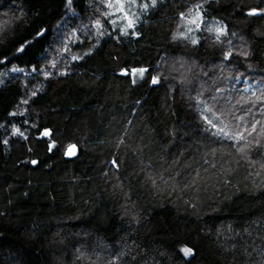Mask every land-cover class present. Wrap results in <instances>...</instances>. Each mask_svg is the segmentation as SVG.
<instances>
[{
  "label": "trees",
  "instance_id": "obj_1",
  "mask_svg": "<svg viewBox=\"0 0 264 264\" xmlns=\"http://www.w3.org/2000/svg\"><path fill=\"white\" fill-rule=\"evenodd\" d=\"M198 3L225 26L220 43L207 31L195 46L172 39L179 13ZM256 6L264 0H163L138 37L104 22L84 56L99 0H73L71 12L65 0H0V264H264V137L242 158L201 119L208 103L242 126L264 121V104L241 99L245 78L264 81V18L246 15ZM72 29L82 43L64 53ZM134 67L149 69L135 84Z\"/></svg>",
  "mask_w": 264,
  "mask_h": 264
},
{
  "label": "snow or ice",
  "instance_id": "obj_2",
  "mask_svg": "<svg viewBox=\"0 0 264 264\" xmlns=\"http://www.w3.org/2000/svg\"><path fill=\"white\" fill-rule=\"evenodd\" d=\"M67 11L71 12V5L73 4V0H65ZM99 3L102 4L101 7H97L96 11L99 12V16L92 22V27L96 29L95 36L97 37L95 43L85 52L83 55L88 56L92 54V49L96 48L100 44V39L104 37L105 31L103 30V23L107 22L112 26L113 32H118L119 35L138 37L139 33L135 30L136 25L140 22L141 17L147 15L150 10L156 9L160 4L163 3V0H99ZM246 15L249 17L259 16L264 18V7H252L249 8L246 12ZM181 23L177 25L178 29H183L182 31L174 32L172 35V39L175 41L177 39H182L189 41L193 46L199 44V39L195 36L196 32L199 31H207L210 36L213 37L212 42L214 44L221 42V37L227 35L225 26L220 21H214L212 24L207 25L205 27L206 21L204 19L203 5L195 4L192 8H189L187 12L179 13ZM63 19V18H62ZM59 23V21H58ZM47 33V29L41 28L36 33V38H43ZM108 35L112 38L115 36L112 33H108ZM233 36L236 33L232 34ZM93 36L92 32L88 33V37ZM29 44L30 42H25ZM69 43H82L79 40L78 29H72L71 32L65 35L63 41V48L60 50L64 53H70L71 49L68 47ZM231 45V41H229ZM26 50L25 44H21L17 49V53H22ZM233 53L231 51H225L223 53V59L229 60ZM245 58L249 55L247 51H243L240 53ZM59 55V53H58ZM82 57L79 55H72V60H79ZM4 61H0L3 63ZM50 67H57L54 61L49 62ZM33 72H42L45 78H48L52 75L50 72L38 68L33 67ZM11 72H23V68H17L13 66L10 69ZM149 69L145 67H134L131 69V73L133 76L132 83H136V77L144 78ZM59 75H63V72L58 73ZM121 74L127 75V72L124 69H121ZM239 78V75L237 76ZM160 81V77L158 75H153L151 77L150 84L156 85ZM4 81L0 80V84H3ZM251 90L250 86L244 89V92H249ZM217 92H220L221 89L217 88ZM257 91H251V97H254L255 100H251L249 97H242L241 99L245 103H255L259 101L261 104H264V88H261ZM36 91L32 92V96H35ZM202 95V93H201ZM215 100V97H212ZM240 101H238L239 103ZM22 103L27 104L28 100L22 101ZM202 103L199 99L197 100V104ZM216 105L212 104L211 106L208 103H204V107L201 113V119L204 121L205 131H211V134L220 139H228L233 141V147L236 148V151L241 155L242 158L246 157L247 153L252 150L253 147L261 146V138L264 137V121H255L251 122L250 126H242L247 124L244 119V116H236L235 114L231 115V119L226 120L225 117L228 116V113H225L222 109L219 110L220 114L217 115V111L214 110ZM251 108L247 110V112H251ZM211 113L212 119H209L207 115L204 113ZM10 115H15V113H10ZM216 121H219L217 123ZM33 127H36L33 125ZM257 128L260 131H257ZM255 133V137L253 134ZM12 134L19 135L20 137H24V133L20 131L15 125L12 127ZM51 135V131L48 128H44L42 131H39V137H49ZM122 143V141H120ZM7 143V140L4 141ZM55 145V141L49 143L48 149L51 151ZM77 147L74 144H69L67 150L64 155L67 157L74 156L76 154ZM31 163L36 165L38 162L36 160H32ZM112 167L119 168V162L117 160L110 161ZM261 167H264V163L261 164ZM178 253L182 254V256L187 259L195 255L194 248L183 245L178 249ZM261 255L264 256V251L261 252Z\"/></svg>",
  "mask_w": 264,
  "mask_h": 264
},
{
  "label": "rangeland",
  "instance_id": "obj_3",
  "mask_svg": "<svg viewBox=\"0 0 264 264\" xmlns=\"http://www.w3.org/2000/svg\"><path fill=\"white\" fill-rule=\"evenodd\" d=\"M204 19L206 21L205 27H207V25L212 24L214 21H219V20H217L215 18H211V19L210 18H206L205 16H204ZM195 36L197 37V32L195 33ZM131 76H132V73H131ZM132 78H133V76H132ZM135 79H136V81L141 80L140 77H136ZM243 81H244V89L246 87H249V86L251 88V90L249 92H244L243 93L244 95H248L249 98L251 97V91H257V94L259 95V91L258 90L261 89V88H264V81H262L261 79H254L253 80V79L245 78V80H243ZM257 102H259V101H256V103ZM211 119H212V117H211Z\"/></svg>",
  "mask_w": 264,
  "mask_h": 264
}]
</instances>
